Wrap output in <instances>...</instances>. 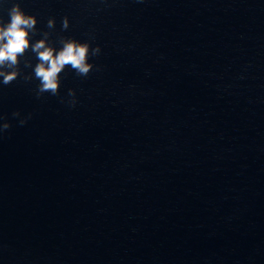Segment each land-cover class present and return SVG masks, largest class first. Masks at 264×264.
<instances>
[{"label":"clouds","instance_id":"obj_1","mask_svg":"<svg viewBox=\"0 0 264 264\" xmlns=\"http://www.w3.org/2000/svg\"><path fill=\"white\" fill-rule=\"evenodd\" d=\"M9 21L3 23L0 21V77L3 85L11 84L20 74V58L31 49L35 54L38 63L34 66L33 76H25L24 79L31 80L35 78L39 81L36 90L37 98L44 93L52 96L59 94L60 75L65 68H70L79 77H87L93 70L94 65L89 63V58L98 56L101 52L100 47H91L89 42H80L74 38L59 39L60 48H56L49 43V33L44 32L43 38L31 43V34L36 31L37 19L34 15L24 12L19 3H14L8 10ZM47 27L53 29L55 20L49 19ZM69 27L68 18L62 21V29L67 30ZM30 61H25V67H31ZM75 91L69 89L68 101L70 106H75ZM14 118L20 117L19 112H14ZM26 118L19 119V124L23 126ZM4 120V117H0ZM11 127L8 122L0 123V133L5 132Z\"/></svg>","mask_w":264,"mask_h":264}]
</instances>
